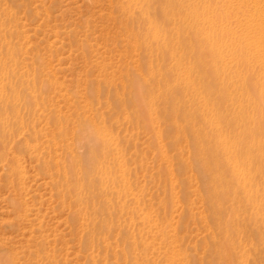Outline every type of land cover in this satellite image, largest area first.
Instances as JSON below:
<instances>
[{
  "label": "rangeland",
  "instance_id": "374dc122",
  "mask_svg": "<svg viewBox=\"0 0 264 264\" xmlns=\"http://www.w3.org/2000/svg\"><path fill=\"white\" fill-rule=\"evenodd\" d=\"M126 1L0 0V264H264V223H252L246 199L213 211L204 140L179 128L199 116L195 94L175 93L185 118L168 109L173 58L140 39L152 13H123ZM220 10L222 56L264 59V21L236 22L232 35ZM173 22L160 27L177 40Z\"/></svg>",
  "mask_w": 264,
  "mask_h": 264
},
{
  "label": "bare ground",
  "instance_id": "6f19581e",
  "mask_svg": "<svg viewBox=\"0 0 264 264\" xmlns=\"http://www.w3.org/2000/svg\"><path fill=\"white\" fill-rule=\"evenodd\" d=\"M150 1L152 0H127L122 3V12L126 13L127 7L136 8L137 6L149 16L152 13V16L142 19L147 22V33L138 36L142 41H147V45L154 43L155 48L162 55L169 52L173 58V63L163 75L166 80L164 95L166 105L169 104L168 109L185 118L187 110L183 108L180 101L182 96L178 100L175 93L181 90L188 94H195L190 104L191 109L199 111V116L195 120H192L193 118L187 120L186 125L179 128L189 131L192 139L201 140L200 143L204 140L205 144L203 143L204 145L200 148L199 161L202 168L211 175L213 187L208 191L207 197L211 198L213 211L218 213L228 199L241 205V198L244 197L249 207L247 212H250L252 216L250 217L252 223L255 224L260 220L263 224L264 59L247 58L240 63L222 56L218 42V9L220 6L222 19L225 22L223 29L235 35L233 24L236 22L249 27L254 21L258 23L264 21V0L262 2L261 0H155L156 3ZM125 17L129 20L128 22H131L130 25L137 26L136 17L129 16V14ZM163 21L178 23L177 40H173L175 38L171 34L161 29L160 25ZM132 36L138 42L137 33H133ZM177 42L179 48L175 47ZM250 53L252 54L251 51ZM8 54L10 58L15 56L13 51ZM185 55L189 59L188 62L181 60ZM5 64H7L5 58L0 56V74L7 72ZM241 65L244 66L243 68L247 67L248 70H253L257 65L262 68V71L246 75L242 69L240 70ZM198 67H202V72L199 74V80H196L193 77V71ZM153 73L150 66L149 74ZM209 79L210 83L207 84L206 80ZM131 84H133L131 89L134 93L137 106L135 109L138 110V115L142 117L145 115L150 119V115H155L157 112L153 110L150 114L148 113V116L145 110L139 107L141 87L134 82ZM4 91L3 86H0V96ZM212 91L216 95V98H213L215 101L208 100ZM226 96L233 100L230 104L225 103ZM7 98L5 96L2 99L7 101ZM228 114L231 116L230 120L227 118ZM255 179L256 192H258L259 185L262 186L263 191V198L259 201L252 194V185H254L252 182Z\"/></svg>",
  "mask_w": 264,
  "mask_h": 264
}]
</instances>
